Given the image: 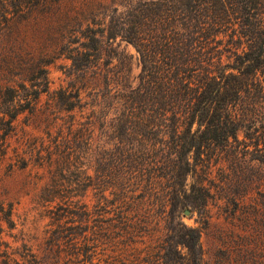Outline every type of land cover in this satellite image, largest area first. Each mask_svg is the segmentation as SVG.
Here are the masks:
<instances>
[{"label": "rangeland", "instance_id": "374dc122", "mask_svg": "<svg viewBox=\"0 0 264 264\" xmlns=\"http://www.w3.org/2000/svg\"><path fill=\"white\" fill-rule=\"evenodd\" d=\"M137 1L0 0V84L10 76L29 86L23 77L37 64L49 80L0 147V264H264V163L255 158L264 153V66L262 98L253 106L247 94L237 138L203 155L186 178V195L200 183L205 201L194 206L187 196L176 211L162 199L172 186L134 168L132 142L107 104L137 84L135 47L118 37L107 64L99 59L84 76L70 69L69 51L82 49L87 27ZM73 87L81 100L67 110ZM151 159L140 161L151 167ZM56 210L74 233L63 251L51 245ZM184 226L199 231L193 255L177 243Z\"/></svg>", "mask_w": 264, "mask_h": 264}, {"label": "trees", "instance_id": "16d2710c", "mask_svg": "<svg viewBox=\"0 0 264 264\" xmlns=\"http://www.w3.org/2000/svg\"><path fill=\"white\" fill-rule=\"evenodd\" d=\"M262 7V0H139L102 27H87L82 49L69 51L72 73L84 76L99 59L103 65L110 61L118 37L135 47L137 84L108 95L107 104L119 114L118 134L132 142L134 168H148L153 181L164 179L172 186L162 199L171 202L173 211L187 196L194 206L205 201L206 188L200 183H191L186 195L187 176L196 172L203 155L237 138L249 91H254L253 106L262 98L257 76L264 66ZM28 72L23 80L29 86L11 84L10 76L0 84V147L17 115L33 110L47 91L45 64ZM72 90L64 99L67 110L81 100L79 88ZM261 152L255 158L264 163ZM149 155L154 159L151 167L140 161ZM54 216L57 228L51 245L63 251L65 238L74 233L63 223L67 215L56 210ZM184 227L185 232L176 234L177 243L193 255L199 231Z\"/></svg>", "mask_w": 264, "mask_h": 264}]
</instances>
